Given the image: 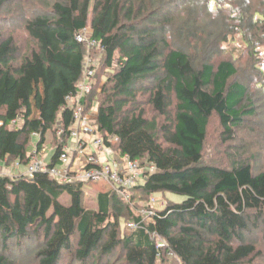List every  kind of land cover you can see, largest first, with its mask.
Here are the masks:
<instances>
[{
  "label": "trees",
  "instance_id": "trees-1",
  "mask_svg": "<svg viewBox=\"0 0 264 264\" xmlns=\"http://www.w3.org/2000/svg\"><path fill=\"white\" fill-rule=\"evenodd\" d=\"M8 1L0 0V12ZM219 1L218 7L229 3ZM235 2L225 23L236 21L231 30L244 36L254 30L256 39L247 43L256 53L264 46V11L253 13L247 2ZM186 4L52 0L50 12L26 22L34 48L19 62L14 38L0 31V162L30 167L33 147L41 153L53 132L47 167L60 165L75 124L67 98L79 93L87 55L76 36L87 28L113 72L102 88L93 84L82 101L84 113L95 108L94 126L119 159L156 167L130 190L129 201L105 183L88 182L105 187L97 195V210L85 205V182L61 183L48 172L0 176V264H18L13 248L24 253L26 243L35 246L38 264H65L66 256L73 264L264 262V251L250 240L259 229L264 239V169L256 171L250 163L255 157L243 159L238 147L228 165L203 160L211 118H219L223 142L231 143L234 130L256 115L254 103L248 85L235 80L236 60L213 61L229 34L212 50L210 40L219 34L200 27L192 9L184 15ZM193 49L205 55L194 56ZM41 76L45 93L33 88ZM149 106L164 119L161 125L147 117ZM158 193L185 199L154 210L150 200ZM63 195L71 197L70 205L61 203ZM144 209L153 215L144 217ZM123 220L137 227L126 230ZM157 237L165 243L161 249Z\"/></svg>",
  "mask_w": 264,
  "mask_h": 264
},
{
  "label": "rangeland",
  "instance_id": "rangeland-1",
  "mask_svg": "<svg viewBox=\"0 0 264 264\" xmlns=\"http://www.w3.org/2000/svg\"><path fill=\"white\" fill-rule=\"evenodd\" d=\"M186 9L184 15H186L190 9L195 13L200 15L199 26L206 27L209 33L219 34V37L211 39L212 43L211 49L213 50L219 44L218 40L222 39L221 36L229 34L228 41L223 45L224 51L219 54L218 58H213V61H219L223 59L227 60H236V66L239 69V74L235 78L237 81H243L249 87V94L251 95V101H253V108L256 115L252 118H247L244 122L243 127L240 129H235L236 137L233 142L225 144L223 142V127L220 123V120L217 116H213L210 120L208 128V137L204 148L203 160L207 164H215L219 166H225L230 164L232 156L238 154L239 151L242 152L243 159L250 158L254 156L255 158L251 159L256 171L264 169V46H258L255 49L256 53H250L252 47L248 46L247 39H256L254 37V30H250L244 35L239 32H234L231 30L236 21H225L230 20V10L232 8H237L235 0H228L229 3H225L223 6L218 7L219 0H191L186 1ZM247 2L251 11L255 13L256 11H264V0H242ZM210 2V3H209ZM52 0H9L5 5L4 9L0 12V31L6 37L12 36L14 42L18 47V62L33 50L34 45L29 37L25 25L26 22L36 15L38 12L47 13L51 11ZM209 3V4H208ZM208 5H210L208 9ZM183 15V16H184ZM237 13L233 14V17H237ZM201 29V28H200ZM231 31V32H230ZM199 43L192 41L191 47H196V44ZM201 45L197 47L200 48ZM211 52V51H210ZM207 51L208 56L212 53ZM198 53V54H197ZM201 53V54H200ZM191 54L194 56L199 55V58H202L205 53L200 52L199 50H192ZM89 61L93 62V68L95 70V78L93 84L96 88H102L107 77L113 72L112 68L108 69L105 66V55L101 50H93L91 53L87 52ZM17 62V63H18ZM90 63V64H91ZM255 68H260V72L256 71ZM256 75V76H255ZM43 77L38 78L34 82V90L37 86L43 90L45 93L46 85L42 81ZM43 96V95H42ZM147 117L150 120H155L158 124H162L164 119L158 115L150 106L146 108ZM92 113H95V108ZM37 115V112L34 113V116ZM47 138V162H49L50 157L53 153L52 148L54 149V134L50 132ZM161 141H163L162 136H160ZM36 141V140H35ZM52 147V148H51ZM94 148V147H93ZM32 151V150H31ZM237 151V152H236ZM247 152V153H246ZM104 156V155H103ZM41 157V156H40ZM35 162V161H34ZM44 162V161H43ZM46 164V162H44ZM5 165L6 173H3L4 176H20L19 173L13 174L14 168L17 166V163L11 162L8 165L3 162ZM79 160H77V166H79ZM142 165V164H141ZM20 166V165H19ZM22 175V174H21ZM100 186H105L107 184L110 188L112 186L109 183L100 182ZM105 183V184H104ZM105 187H98L94 184H85V205L88 209L97 210V195L101 189ZM108 189V188H107ZM151 198L153 201L152 206L154 210H162L170 202H182L185 197L173 195L171 193H158L154 194ZM63 205L71 204V197L69 195H63L60 199ZM151 201V200H150ZM126 221V220H125ZM122 221L125 229H129L128 222ZM134 230V228H130ZM129 229V230H130ZM250 240L255 242L258 249L264 251V239L262 231H253L250 234ZM30 246L29 243H26L22 249L24 253L20 250H15L13 248L14 258L17 260L18 264H38V261L35 258V246ZM26 250V251H25ZM65 264H73L71 258L68 256L65 257ZM78 264V263H76ZM172 264V263H167ZM257 264H264L260 259Z\"/></svg>",
  "mask_w": 264,
  "mask_h": 264
},
{
  "label": "built area",
  "instance_id": "built-area-1",
  "mask_svg": "<svg viewBox=\"0 0 264 264\" xmlns=\"http://www.w3.org/2000/svg\"><path fill=\"white\" fill-rule=\"evenodd\" d=\"M76 40L86 47L88 53H91L93 50H101L104 52L100 42L91 37L90 31L87 28L83 29L76 36ZM88 59L89 57L86 55L83 80L79 86L78 95L67 98V106L75 115V124L70 130V141L72 143L64 147L63 153L60 156V165L48 169L43 161L36 159L28 167L24 175L33 178L38 172H48L49 175L61 183H72L76 181L85 183L105 182L109 183L125 200L129 201L131 198L130 190L143 182L147 174L155 173L156 167L148 162L141 165V163L132 161L127 156L119 159L112 148L105 146L103 139L98 134L92 121L93 113H84L82 101L86 95L91 93L93 89L92 79L95 76L93 62L91 63ZM0 125H2L1 122ZM62 133V130L59 131L60 135ZM34 136L39 137L38 134H34ZM89 146L95 149L91 150ZM96 149L100 150L102 156H99ZM35 155H37V151ZM77 160H79V166H77ZM0 176H3V174H0ZM153 201L151 199V205ZM142 214L146 218L151 217L153 211L144 209ZM128 226L129 228L137 227L135 223H130ZM157 242L159 249L165 246V243L159 237H157ZM166 255L175 260L177 259V256L172 251H168Z\"/></svg>",
  "mask_w": 264,
  "mask_h": 264
},
{
  "label": "crops",
  "instance_id": "crops-1",
  "mask_svg": "<svg viewBox=\"0 0 264 264\" xmlns=\"http://www.w3.org/2000/svg\"><path fill=\"white\" fill-rule=\"evenodd\" d=\"M95 120H96V112L93 113V115H92V121L94 122ZM71 143H72V141H69V144H71ZM89 149L94 150L95 148L89 146ZM36 151H37L36 147H33V151H32L33 154H35ZM96 151L98 152L99 156H102L100 150L96 149ZM51 158H52V155L50 157V160H51ZM36 159L39 160V161H44V162H46V164L45 163L44 164L48 165L50 160H49V162L46 161L47 160V149H44L41 153L35 155L33 160L35 161ZM4 166L5 165L3 164V162H0V174L6 173V169H5ZM27 169H28L27 167H24V166H21V165L19 166V164H18L14 168L13 174L19 173L20 175L21 174L24 175L26 173Z\"/></svg>",
  "mask_w": 264,
  "mask_h": 264
}]
</instances>
